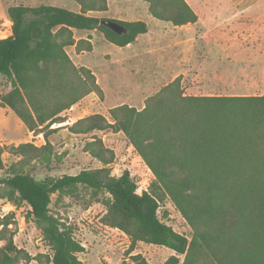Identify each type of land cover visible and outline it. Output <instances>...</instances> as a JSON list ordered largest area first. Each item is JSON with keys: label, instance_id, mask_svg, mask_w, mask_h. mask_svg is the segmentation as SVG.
<instances>
[{"label": "trees", "instance_id": "trees-1", "mask_svg": "<svg viewBox=\"0 0 264 264\" xmlns=\"http://www.w3.org/2000/svg\"><path fill=\"white\" fill-rule=\"evenodd\" d=\"M78 13L49 5L7 10L11 34L0 39V79L9 90L0 93V108L9 109L43 144L21 142L0 146V187L10 201L26 205L24 218L40 231L50 256L42 261L14 244V214L0 218V264H83L84 247L72 229L50 212L54 194L85 187L105 193L103 223L124 233L130 249L137 242L175 252L163 264H264V96H186L177 80L147 98L141 110L127 105L111 108L108 121L100 114L52 128L62 114L85 96L102 95L94 74L74 65L66 48L90 53L88 40L73 31L101 33L117 47L147 32L144 22H121L117 35L89 16L105 12L106 0H72ZM149 14L172 26L197 22L185 0H140ZM85 138L83 152L101 168L60 178L37 179L33 164H48L53 136L61 129ZM121 133L149 170L148 187L139 189L128 170L111 176L113 150L102 136ZM14 158L7 167L3 157ZM170 200L192 231L191 239L160 221L158 211ZM132 264H147L141 256Z\"/></svg>", "mask_w": 264, "mask_h": 264}, {"label": "rangeland", "instance_id": "rangeland-1", "mask_svg": "<svg viewBox=\"0 0 264 264\" xmlns=\"http://www.w3.org/2000/svg\"><path fill=\"white\" fill-rule=\"evenodd\" d=\"M61 1L52 5L63 9H71L76 6L71 0ZM132 1L146 5L138 0ZM206 1L213 2L216 8L212 10H220V15H230L225 14L231 10L230 7L217 6V2L214 0ZM49 2L50 0H0V39L9 36L10 24L7 22L9 7L17 5L38 7ZM205 40L198 36L193 40V45L200 46ZM245 40L247 39L241 38V41L245 42ZM250 42L253 44L247 43V45L264 48V38H253ZM162 45L169 46L170 41L163 40ZM114 48L113 45L105 41H97L94 51L81 58L82 65L92 69L96 74L94 76L102 95L91 93L85 96L62 114L66 119L65 123L55 124L52 128L67 126L93 114H100L109 121L108 111L121 105L141 110L147 98L154 96L161 88L175 80L179 83L184 94L198 88L201 89L197 91V94H202V81L190 77L184 79L183 73L181 78L178 76L180 71L171 68V63L175 61L176 57L183 60L186 56H176L170 52L158 54L148 51L149 53L146 52L139 58L136 55V57H130L128 63L120 65L114 60L111 61L109 56H104L110 54L113 57H118V54L113 51ZM7 90H9L8 83L0 79V93H5ZM84 139L80 136L70 135L65 128L59 130L52 139L53 155L50 162L44 165L33 164L32 175L37 179L60 178L65 175H76L80 171L101 168L96 160L83 152ZM102 139L105 146L115 153V160L109 166L111 176L119 177L124 170H128L139 189H146L149 170L133 151L125 137L118 133L103 135ZM21 142H33L36 146H41L43 139L42 135L33 137L32 134H28L24 125L10 110L0 108V146L16 145ZM3 160L7 167L15 161L8 155H5ZM4 175L5 172L0 173V176ZM8 193L7 189L0 187V218L10 213L14 214L13 227L17 229L13 238L14 244L17 248L25 250L30 256H40L42 261L45 260L50 256L51 251L43 242L41 233L36 226L25 220L26 205L18 201H10ZM109 201L110 197L105 193L94 194L85 187H76L71 192L54 194L51 197L49 207L51 214L69 226L75 240L84 247V251L78 255L83 264H132L131 257L136 255L141 256L147 264H163L169 257L175 255V252L168 248L145 242H137L133 249H130V239L124 233L103 223V217L107 211L106 203ZM158 217L160 221L171 226L175 232L191 239V229L170 200H165L162 203ZM0 245H3V242H0ZM184 257L185 254L178 256L180 264L183 263ZM30 264L37 263L32 261Z\"/></svg>", "mask_w": 264, "mask_h": 264}, {"label": "crops", "instance_id": "crops-1", "mask_svg": "<svg viewBox=\"0 0 264 264\" xmlns=\"http://www.w3.org/2000/svg\"><path fill=\"white\" fill-rule=\"evenodd\" d=\"M57 1L61 0H50L44 5L53 6L52 4ZM214 1L217 2V6L230 7L231 10L225 12L230 15H220V10H212L216 6L211 1L185 0L196 14L197 22L183 26H172L154 19L148 12L147 3L143 1L141 2L146 5L132 0H106L105 12H91L87 15L121 22L141 21L147 25V32L139 35L133 43L125 47L113 45L115 47L113 51L118 54V57L104 55L109 56L111 61L114 60L117 64L128 63L130 57L136 55L139 58L148 51L158 54L170 52L176 56H186L183 60L176 57L171 63V68L179 70L178 76L181 78L183 73L184 79L190 77L202 81L203 86L202 94H197V91L201 89L198 88L184 95L264 96V48L247 45V43L253 44L250 42L253 38H264V0ZM67 10L78 13L80 7L76 4ZM7 22L11 26L8 20ZM10 34L11 31L8 35ZM73 35L75 40L83 39L91 42L93 48L90 53L94 51L95 42H107L96 30H74ZM198 36L206 40L202 45L194 46L193 40ZM241 38L247 40L244 42ZM163 40H169L170 45L164 47ZM66 53L77 67H85L80 60L90 54H77L74 46L66 48ZM89 70L93 72L92 69ZM93 74L96 75L94 72Z\"/></svg>", "mask_w": 264, "mask_h": 264}, {"label": "water", "instance_id": "water-1", "mask_svg": "<svg viewBox=\"0 0 264 264\" xmlns=\"http://www.w3.org/2000/svg\"><path fill=\"white\" fill-rule=\"evenodd\" d=\"M101 24L117 35L126 33V30L120 24L113 20H103L101 21Z\"/></svg>", "mask_w": 264, "mask_h": 264}]
</instances>
